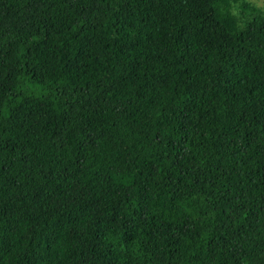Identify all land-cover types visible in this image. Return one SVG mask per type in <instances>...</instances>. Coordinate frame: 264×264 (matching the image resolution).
I'll return each instance as SVG.
<instances>
[{
	"label": "trees",
	"instance_id": "1",
	"mask_svg": "<svg viewBox=\"0 0 264 264\" xmlns=\"http://www.w3.org/2000/svg\"><path fill=\"white\" fill-rule=\"evenodd\" d=\"M241 7L0 0V264H264V15Z\"/></svg>",
	"mask_w": 264,
	"mask_h": 264
},
{
	"label": "rangeland",
	"instance_id": "2",
	"mask_svg": "<svg viewBox=\"0 0 264 264\" xmlns=\"http://www.w3.org/2000/svg\"><path fill=\"white\" fill-rule=\"evenodd\" d=\"M243 2L247 3L249 6L255 7L256 9L261 11V13L264 15V4H263L262 0H230V8H231L232 13L234 14V16L237 19L238 25L242 24V20L244 18V15L247 13V9H243L241 7V3H243ZM263 233H264V230H263ZM262 238L264 240V236Z\"/></svg>",
	"mask_w": 264,
	"mask_h": 264
}]
</instances>
